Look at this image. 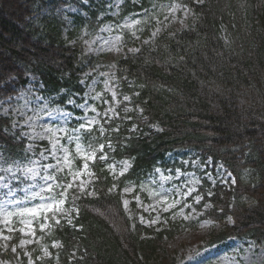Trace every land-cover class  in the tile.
<instances>
[{"label": "trees", "instance_id": "1", "mask_svg": "<svg viewBox=\"0 0 264 264\" xmlns=\"http://www.w3.org/2000/svg\"><path fill=\"white\" fill-rule=\"evenodd\" d=\"M190 13L185 28L161 34L154 44L109 60L119 78L137 85L133 106L142 110L135 134L118 137L112 160L128 159V179L139 180L173 150L192 149L221 164L236 182L206 191L205 218L224 223L210 244L248 238L264 247V0H179ZM39 0H0V100L12 98L33 79L43 92L81 94L82 75L100 57L83 55L56 28L41 31L33 22ZM250 23L248 32L242 24ZM222 24L233 26L241 41L226 46ZM158 125L154 130L152 125ZM25 140L0 116V152L23 157ZM99 161L92 195L67 192L76 210L73 222L54 224L64 264H175L169 256L151 263L160 246L139 238L111 191V178ZM253 178L246 181L245 169ZM209 193L212 195L209 196ZM144 230V229H143ZM74 253L76 255H74ZM20 264H26L23 259Z\"/></svg>", "mask_w": 264, "mask_h": 264}, {"label": "rangeland", "instance_id": "2", "mask_svg": "<svg viewBox=\"0 0 264 264\" xmlns=\"http://www.w3.org/2000/svg\"><path fill=\"white\" fill-rule=\"evenodd\" d=\"M190 16L189 9L179 0H39L33 15L35 26L41 31L56 28L69 45H76L83 55L100 57V63L94 70L82 75L79 81L83 88L81 94L61 90L59 97L65 95L61 102L57 95L44 93L43 86L32 79L12 98L0 100V116L9 118L14 134L25 140L23 157L40 160V152L50 147L51 133L46 129L71 132L79 122H83L85 115L92 117L101 114L97 119L105 128L104 134L101 135L99 125H95L91 133L80 135L88 138L97 150L100 144H104L103 153L107 154L108 159L100 160L99 156L103 153L97 151L96 160L88 162L85 174L76 179L68 191L92 195L96 180L94 166L97 161L105 166L111 178V191L120 197L132 229L136 232L140 227L139 238L154 240L160 236V246L151 263L169 256L175 260V264H264V247L254 240L229 238L218 244H210V236L222 224L230 223V216L222 222L204 217L210 207L205 200L206 191L215 184H233V179L221 164H214L211 158H204L192 149L173 150L167 154L165 162L135 180L126 178L132 165L130 160H112L110 157V152L119 142L118 137L123 138L124 130L127 135L141 130L138 125L142 122V110L133 106L132 92L137 85L133 80L119 78L109 60L135 53L143 45L154 44L163 33L185 28ZM242 29L249 31L247 19ZM219 35L223 43L231 48L241 41L234 26L231 29L222 24ZM113 92L116 94L115 100ZM124 96L130 99L124 101ZM69 100L73 103H68ZM83 104H87V109L78 107ZM109 107H114L119 117L105 123L103 113ZM92 108L96 111L92 112ZM125 108L129 111L125 112ZM117 127L119 131H113ZM151 128L159 130L156 124ZM57 135L63 136V133ZM92 137L95 139L91 140ZM61 143L67 144L71 153V163L62 165L64 171L58 173L59 178L67 184L72 180V175L81 170L84 161L80 157L83 153H76L75 144L68 143L66 139H62ZM29 146L31 151H26ZM5 159L8 158L0 152V175H4L2 169L8 166L4 163ZM125 161L128 165L126 171ZM40 162L55 163L51 159ZM25 164L31 166L27 161ZM157 168L160 169L159 173L155 171ZM162 176L170 179L162 180ZM244 178L246 181L253 178L250 169H245ZM81 179L90 181L84 191L79 187ZM10 183L17 188V193L15 197L5 198L7 189L3 186L4 181H0V264H20L23 259L26 264H64L60 243L52 240V231L54 224H71L76 210L65 198L59 212H40L35 217L31 214L9 216L8 212L18 213L20 207H35L45 202L39 198L31 201L22 199L23 193L19 188H26V184L19 180ZM190 188L193 191L184 196ZM62 190L57 189L58 192ZM165 196L167 203H161ZM197 196L202 197L199 203L196 202ZM13 198L20 200L21 204L5 206V199ZM176 200L180 203L168 208V204ZM42 224L45 225L43 229ZM45 250L49 255H45Z\"/></svg>", "mask_w": 264, "mask_h": 264}, {"label": "snow or ice", "instance_id": "3", "mask_svg": "<svg viewBox=\"0 0 264 264\" xmlns=\"http://www.w3.org/2000/svg\"><path fill=\"white\" fill-rule=\"evenodd\" d=\"M112 96L113 100H115V92L112 93ZM123 99L124 101H128L130 98L128 96H124ZM68 103H73V101L69 100ZM116 103H119V101H116ZM78 107L87 109V104L79 105ZM91 111L95 112L96 109L92 108ZM124 111L128 112L129 109L125 108ZM99 115L101 114L97 113L96 116L92 117H88L87 115H85L83 122H79L78 127L73 128L71 132L66 129H46V131L51 133V136L49 138L50 147L40 152V160H33L27 156L20 158L19 161L15 159L4 160V163L8 166L2 169L4 175H0V181H4L3 186L7 189V192H5L4 194L5 198H7L8 196L15 197L17 188L11 185L10 181L19 180L22 184H26L27 186L26 188H19V191L23 193L22 199L31 201L39 198L40 200L45 201L37 204L35 207H20L18 213L8 212L7 214L9 216L16 214L21 216L31 214L33 217H35L40 212H53L54 210L56 212H59L61 210V206L65 203V197L67 195L68 189L74 186L73 182L85 174L88 169L89 161L94 162L96 160L97 151L103 153V149L105 147L104 144H100L99 149L97 150L93 148L92 142L88 140V138L80 135L81 133H91L95 125H99L100 134H104L105 128L103 125H100V121L97 119V116ZM118 117L119 113L116 112L114 107H109L103 113L105 123H108L112 119ZM133 128H135V126H133ZM113 131L118 132L119 128L117 127L116 129H113ZM57 133H63V136L57 135ZM62 139H66L68 143H74L75 152L78 154L83 153L80 158L84 161L81 170L73 174L72 180L67 184H65L58 176V173L64 171L62 165H69L71 163V153L69 152L67 144L61 143ZM94 139L95 137L91 138V140ZM108 147H111L110 140L108 141ZM26 151H31V146H29ZM48 159L55 161V163L42 164L40 162L41 160L47 161ZM99 159L102 161L107 160V154L103 153L99 156ZM25 161H27L31 166L29 167L27 164H25ZM193 163H195V161ZM124 166V170L126 171L128 166L127 161L124 162ZM109 167L111 168L113 166L109 165ZM155 171L159 173L160 169L157 168L155 169ZM176 171H179V169H177ZM228 175L231 176V173H228ZM161 179H170V177L162 176ZM28 181H32V183H28ZM232 182L235 183L236 181L233 180ZM88 183H90V181H84L81 179L79 185L80 190L84 191ZM57 189L63 190L58 192ZM191 191H193V189L190 188L188 192L184 193L183 195L187 196L191 193ZM211 195L212 194L209 193V196ZM201 199L202 197L197 196L196 202L199 203ZM160 202L167 203V197L165 196ZM178 203H180V201L176 200L174 203L168 204V208H172L175 206V204ZM4 204L5 206L7 204H15L19 206L21 204V201L15 198H13L12 200L5 199ZM205 207L207 208L208 205H205ZM181 212H183V209H181ZM185 218L187 219V217ZM228 221L232 223V217H229ZM57 223H59V221H57ZM69 223H71V221H69ZM44 227L45 225L42 224L41 228L43 229ZM45 255H49L47 250H45Z\"/></svg>", "mask_w": 264, "mask_h": 264}]
</instances>
